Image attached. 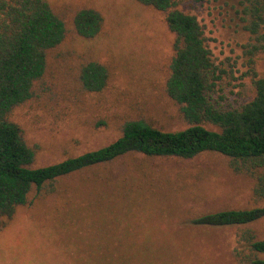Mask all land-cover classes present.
Listing matches in <instances>:
<instances>
[{
  "label": "rangeland",
  "instance_id": "rangeland-1",
  "mask_svg": "<svg viewBox=\"0 0 264 264\" xmlns=\"http://www.w3.org/2000/svg\"><path fill=\"white\" fill-rule=\"evenodd\" d=\"M48 2L65 22V37L49 51L33 97L9 115L35 150L33 167L108 144L125 120L143 119L167 131L189 125L165 92L173 34L161 11L136 0ZM177 3L197 17L220 70L213 100L233 108L251 100L253 72L264 76V51L249 59L254 40L244 28L239 0ZM82 7L102 16L92 38L74 30L73 14ZM88 60L108 68L100 92L80 85L79 68ZM253 184L251 175L233 171L229 158L216 152L190 159L126 154L62 177L54 193L19 209L0 232V264H242L239 234L251 229L264 240V217L245 226L191 220L264 205L254 197Z\"/></svg>",
  "mask_w": 264,
  "mask_h": 264
},
{
  "label": "trees",
  "instance_id": "trees-1",
  "mask_svg": "<svg viewBox=\"0 0 264 264\" xmlns=\"http://www.w3.org/2000/svg\"><path fill=\"white\" fill-rule=\"evenodd\" d=\"M164 14L173 34L165 92L179 106L186 128L167 131L143 119L125 120L121 134L99 148L61 161L33 167L35 150L28 146L20 126L9 117L12 109L34 95V86L47 69L49 51L64 39L63 18L48 0H0V232L19 209L30 207L56 191L62 177L110 163L126 154L150 158L190 159L203 152L229 158L235 172L254 179L255 198L264 199V76L253 72L254 97L240 107H222L212 94L220 78L197 17L178 8V0H136ZM244 28L251 34V56L264 51V0H239ZM75 32L92 38L102 16L89 7L72 17ZM105 64L88 60L79 68L81 87L100 92L107 84ZM205 123L215 128H207ZM99 124H104L99 121ZM264 217V205L246 209H221L194 217L203 226H245ZM237 252L242 264H264V240L243 229ZM243 245V246H242ZM246 247V249L244 248ZM247 250V251H246Z\"/></svg>",
  "mask_w": 264,
  "mask_h": 264
}]
</instances>
